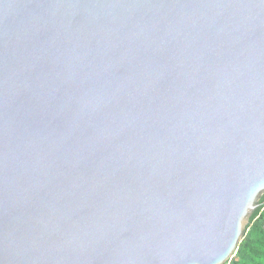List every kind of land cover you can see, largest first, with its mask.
Instances as JSON below:
<instances>
[{"label":"water","instance_id":"obj_1","mask_svg":"<svg viewBox=\"0 0 264 264\" xmlns=\"http://www.w3.org/2000/svg\"><path fill=\"white\" fill-rule=\"evenodd\" d=\"M264 194V0H0V264H225Z\"/></svg>","mask_w":264,"mask_h":264},{"label":"trees","instance_id":"obj_2","mask_svg":"<svg viewBox=\"0 0 264 264\" xmlns=\"http://www.w3.org/2000/svg\"><path fill=\"white\" fill-rule=\"evenodd\" d=\"M225 264H264V194L248 219L242 239Z\"/></svg>","mask_w":264,"mask_h":264}]
</instances>
